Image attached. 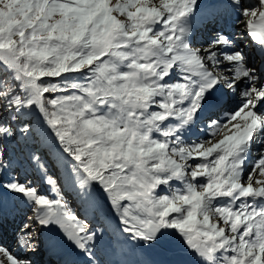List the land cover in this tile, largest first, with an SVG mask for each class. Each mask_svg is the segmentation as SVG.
Segmentation results:
<instances>
[{"label": "snow or ice", "instance_id": "1", "mask_svg": "<svg viewBox=\"0 0 264 264\" xmlns=\"http://www.w3.org/2000/svg\"><path fill=\"white\" fill-rule=\"evenodd\" d=\"M0 264H264V0H0Z\"/></svg>", "mask_w": 264, "mask_h": 264}, {"label": "bare ground", "instance_id": "2", "mask_svg": "<svg viewBox=\"0 0 264 264\" xmlns=\"http://www.w3.org/2000/svg\"><path fill=\"white\" fill-rule=\"evenodd\" d=\"M238 31V30H237ZM251 44H252V46L254 47V49H255V44H254V42H251V41H249ZM255 51V53H256V50H254ZM257 54V53H256ZM12 240H13V226H9V228L7 229V231L4 233V235H3V243H5V244H11L12 243Z\"/></svg>", "mask_w": 264, "mask_h": 264}, {"label": "rangeland", "instance_id": "3", "mask_svg": "<svg viewBox=\"0 0 264 264\" xmlns=\"http://www.w3.org/2000/svg\"><path fill=\"white\" fill-rule=\"evenodd\" d=\"M246 50L248 51L249 56L254 57L256 60V63L259 64L260 58H259L258 54L255 53V51H254L255 49L249 41L246 42Z\"/></svg>", "mask_w": 264, "mask_h": 264}]
</instances>
